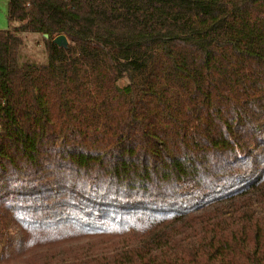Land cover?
Masks as SVG:
<instances>
[{"label": "trees", "instance_id": "trees-1", "mask_svg": "<svg viewBox=\"0 0 264 264\" xmlns=\"http://www.w3.org/2000/svg\"><path fill=\"white\" fill-rule=\"evenodd\" d=\"M7 21L0 264H264V0H8Z\"/></svg>", "mask_w": 264, "mask_h": 264}, {"label": "rangeland", "instance_id": "rangeland-1", "mask_svg": "<svg viewBox=\"0 0 264 264\" xmlns=\"http://www.w3.org/2000/svg\"><path fill=\"white\" fill-rule=\"evenodd\" d=\"M8 0H0V29H8L10 26L7 21ZM23 45L21 46V58L29 61L43 62L46 59V52L42 36L37 32H21ZM125 82L122 81L121 85Z\"/></svg>", "mask_w": 264, "mask_h": 264}, {"label": "water", "instance_id": "water-1", "mask_svg": "<svg viewBox=\"0 0 264 264\" xmlns=\"http://www.w3.org/2000/svg\"><path fill=\"white\" fill-rule=\"evenodd\" d=\"M53 42L60 46V47H66L67 46V39L64 34H58L53 38Z\"/></svg>", "mask_w": 264, "mask_h": 264}]
</instances>
